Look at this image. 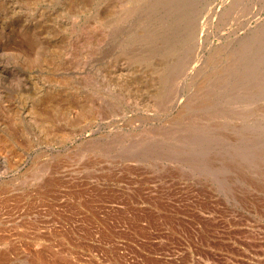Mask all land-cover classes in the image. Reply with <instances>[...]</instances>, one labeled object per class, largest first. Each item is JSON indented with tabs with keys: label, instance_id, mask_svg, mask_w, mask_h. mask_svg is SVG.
Segmentation results:
<instances>
[{
	"label": "rangeland",
	"instance_id": "374dc122",
	"mask_svg": "<svg viewBox=\"0 0 264 264\" xmlns=\"http://www.w3.org/2000/svg\"><path fill=\"white\" fill-rule=\"evenodd\" d=\"M37 256L264 264V0H0V264Z\"/></svg>",
	"mask_w": 264,
	"mask_h": 264
},
{
	"label": "bare ground",
	"instance_id": "6f19581e",
	"mask_svg": "<svg viewBox=\"0 0 264 264\" xmlns=\"http://www.w3.org/2000/svg\"><path fill=\"white\" fill-rule=\"evenodd\" d=\"M107 24V23H106ZM39 43V42H38ZM41 44V43H40ZM36 45H38V44H36ZM36 49H37V47H36ZM43 49V48H42ZM39 50H40V48H39ZM23 51V50H22ZM41 51H43V50H41ZM39 53V52H38ZM22 54V53H21ZM32 55V54H31ZM30 55V56H31ZM35 55H36V53H35ZM24 56H26V55H24ZM37 58V57H36ZM51 61V60H50ZM48 102L49 103H51V101H49L48 100ZM46 115V114H45ZM37 254H39V253H37ZM41 255H42V253H41ZM35 259H38V260H40V261H43L44 262V264H60V263H58V262H49V261H47V259H46V261H44L43 259H42V257L41 256H37Z\"/></svg>",
	"mask_w": 264,
	"mask_h": 264
}]
</instances>
